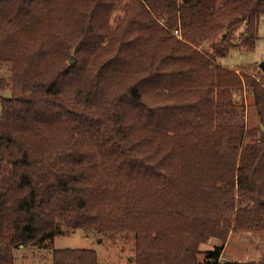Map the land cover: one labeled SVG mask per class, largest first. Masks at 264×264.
Wrapping results in <instances>:
<instances>
[{"label": "trees", "instance_id": "obj_1", "mask_svg": "<svg viewBox=\"0 0 264 264\" xmlns=\"http://www.w3.org/2000/svg\"><path fill=\"white\" fill-rule=\"evenodd\" d=\"M261 15L264 0H0V264L62 224L132 231L135 264H264L221 245L200 259L264 231V86L219 61L255 46ZM53 264L98 255L54 248Z\"/></svg>", "mask_w": 264, "mask_h": 264}, {"label": "rangeland", "instance_id": "obj_2", "mask_svg": "<svg viewBox=\"0 0 264 264\" xmlns=\"http://www.w3.org/2000/svg\"><path fill=\"white\" fill-rule=\"evenodd\" d=\"M243 30L242 28L238 31L237 37ZM202 46L207 48L208 43H203ZM219 61L240 73L246 72L264 86V71L260 67V63L264 61V15L260 16L255 46L251 49L239 45L232 47L225 55L219 57ZM10 76L11 65L0 62V78L4 77L7 80ZM11 94L10 86L0 90V117L2 115L1 99ZM236 98L238 102L244 104L248 127H256L259 118L253 105L252 88L245 86L241 93L236 94ZM61 229L62 233L56 234L47 243L18 247L15 251V264H53V249L63 247L94 248L97 251L98 264H135L136 239L132 231L100 232L65 224H62ZM215 245L223 247L222 259L264 260V231L232 230L225 241L212 238L208 243L201 245L203 250L200 254L201 261L205 258L204 251Z\"/></svg>", "mask_w": 264, "mask_h": 264}, {"label": "water", "instance_id": "obj_3", "mask_svg": "<svg viewBox=\"0 0 264 264\" xmlns=\"http://www.w3.org/2000/svg\"><path fill=\"white\" fill-rule=\"evenodd\" d=\"M260 67H261L262 70L264 71V61L260 63ZM263 130H264V126H263Z\"/></svg>", "mask_w": 264, "mask_h": 264}, {"label": "built area", "instance_id": "obj_4", "mask_svg": "<svg viewBox=\"0 0 264 264\" xmlns=\"http://www.w3.org/2000/svg\"><path fill=\"white\" fill-rule=\"evenodd\" d=\"M175 32L178 33V30H176Z\"/></svg>", "mask_w": 264, "mask_h": 264}]
</instances>
